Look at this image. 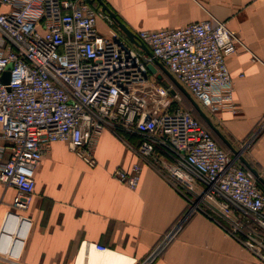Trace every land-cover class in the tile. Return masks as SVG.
Returning <instances> with one entry per match:
<instances>
[{"label":"built area","instance_id":"obj_1","mask_svg":"<svg viewBox=\"0 0 264 264\" xmlns=\"http://www.w3.org/2000/svg\"><path fill=\"white\" fill-rule=\"evenodd\" d=\"M91 3L0 0V182L16 188L0 226V257L21 256L32 224L25 211L47 146L65 142L94 167L97 139L111 130L138 137V155L184 196L186 213L206 215L264 264V191L257 179L182 106L181 92L170 93L173 83L161 84L147 69L160 62L207 115L235 113L226 57L241 44L236 34L214 18L134 32L150 56ZM98 19L107 22V33L98 31ZM140 171L134 162L112 175L134 188ZM5 229L23 236L6 240Z\"/></svg>","mask_w":264,"mask_h":264},{"label":"crops","instance_id":"obj_2","mask_svg":"<svg viewBox=\"0 0 264 264\" xmlns=\"http://www.w3.org/2000/svg\"><path fill=\"white\" fill-rule=\"evenodd\" d=\"M103 1L133 32L210 18L227 24L241 43L226 57L237 111L208 116L264 178V0ZM96 27L100 33L108 31L104 19H98ZM155 73L161 84L171 82L159 68ZM138 142L135 135L104 130L95 146L94 167L67 143H50L35 170L32 200L25 211L32 224L21 256L0 257V264H77L82 252V264H88L93 248H85V242L130 258L131 264H257L251 252L200 212L187 215L174 235L159 245L185 216L188 201L161 170L138 155ZM134 162L141 171L137 185L130 188L112 172ZM15 193L13 185L0 182V226Z\"/></svg>","mask_w":264,"mask_h":264},{"label":"water","instance_id":"obj_3","mask_svg":"<svg viewBox=\"0 0 264 264\" xmlns=\"http://www.w3.org/2000/svg\"><path fill=\"white\" fill-rule=\"evenodd\" d=\"M95 1L100 9L105 12L108 17L113 21L115 26L127 37V39L133 43L138 48L142 49L147 55H152L148 47L141 43L137 38L135 33L129 29L120 19L117 18V16L114 14V12L107 6V4L103 0H90ZM157 68L162 71L163 74H165L170 81L174 85V89H170V93L174 94L175 90H178L181 92L185 98L191 103L193 109L196 111L198 116L202 119V121L208 126V128L214 133V135L223 142L232 152L233 154V160H237L239 163H241L246 169H248L253 176L257 179L258 183L264 188V178L261 176L258 172V170L253 167L247 159L242 154V148L241 149H235L231 144L227 141V139L223 136V134L218 130V128L212 123L210 117L206 114V112L199 106V104L195 101V99L189 94V92L179 83L176 81V79L166 70V68L157 60H153V63L147 64V69L150 73H155L157 71ZM4 81H6L7 73H4L3 75ZM159 78L160 75H157Z\"/></svg>","mask_w":264,"mask_h":264},{"label":"bare ground","instance_id":"obj_4","mask_svg":"<svg viewBox=\"0 0 264 264\" xmlns=\"http://www.w3.org/2000/svg\"><path fill=\"white\" fill-rule=\"evenodd\" d=\"M13 233L14 231L12 229H5L3 231V236L6 238V240H9V238L10 239L17 238V240H19V238L23 236V234H20V231L19 232L17 231L18 233L17 235L15 232V237L12 236ZM105 251H97L94 248L91 249V251H89L90 254L88 258V264H113V261L116 262V264H129L130 263V258H127L125 256L123 257L122 255L115 254V253L108 252V251L105 252ZM82 254L83 252L79 255V257L77 256V258H79L78 261L76 260L77 264H82V259H83Z\"/></svg>","mask_w":264,"mask_h":264},{"label":"trees","instance_id":"obj_5","mask_svg":"<svg viewBox=\"0 0 264 264\" xmlns=\"http://www.w3.org/2000/svg\"><path fill=\"white\" fill-rule=\"evenodd\" d=\"M93 6H98V4L95 2V1H92V3H91ZM119 19V18H118ZM181 95H182V97H183V99H184V101H185V96L181 93ZM186 101L188 102V107L187 108H190V109H192V111H193V114L205 125V127L210 131V129L208 128V126L202 121V119L198 116V114L196 113V111L193 109V107H192V105H191V103L186 99ZM259 186L262 188V190L264 191V188L259 184Z\"/></svg>","mask_w":264,"mask_h":264},{"label":"rangeland","instance_id":"obj_6","mask_svg":"<svg viewBox=\"0 0 264 264\" xmlns=\"http://www.w3.org/2000/svg\"><path fill=\"white\" fill-rule=\"evenodd\" d=\"M182 106L183 107H188L189 105H188V102L186 101V99H185V101H184V99H183V97H182ZM245 147V146H244ZM189 213H185V216H183L180 220H179V227H180V225L182 224V222L184 221V219H185V217L188 215ZM191 214V213H190ZM189 214V215H190ZM176 229V227L174 228V230ZM177 230H178V227H177Z\"/></svg>","mask_w":264,"mask_h":264}]
</instances>
